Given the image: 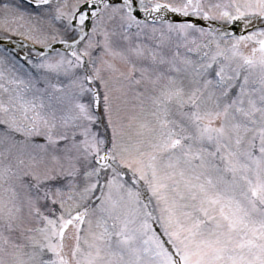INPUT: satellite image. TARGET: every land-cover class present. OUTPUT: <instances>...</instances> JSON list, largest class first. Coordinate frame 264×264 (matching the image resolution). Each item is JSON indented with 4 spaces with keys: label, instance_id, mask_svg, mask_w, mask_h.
<instances>
[{
    "label": "snow or ice",
    "instance_id": "6c2138e0",
    "mask_svg": "<svg viewBox=\"0 0 264 264\" xmlns=\"http://www.w3.org/2000/svg\"><path fill=\"white\" fill-rule=\"evenodd\" d=\"M0 264H264V0H0Z\"/></svg>",
    "mask_w": 264,
    "mask_h": 264
}]
</instances>
